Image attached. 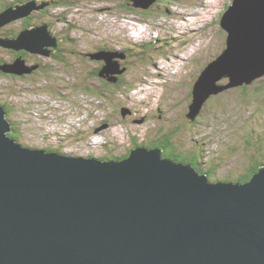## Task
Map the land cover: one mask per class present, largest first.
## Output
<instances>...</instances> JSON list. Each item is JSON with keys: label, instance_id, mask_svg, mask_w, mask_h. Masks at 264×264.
<instances>
[{"label": "rangeland", "instance_id": "374dc122", "mask_svg": "<svg viewBox=\"0 0 264 264\" xmlns=\"http://www.w3.org/2000/svg\"><path fill=\"white\" fill-rule=\"evenodd\" d=\"M15 1L0 0V12L5 2L8 9L26 0ZM41 1L47 3L0 27V38L15 40L44 24L57 40L44 45L47 55L0 45L1 67L16 54L31 67L22 74L0 68L8 135H22V144L47 152L50 146L106 160L152 142L147 147L161 146V155L169 149L196 156L198 171L210 180L236 181L264 162V74L219 89L233 79L224 75L215 81L216 92L190 107L196 79L226 47L229 32L221 21L233 0H149L146 8L144 0H34ZM33 21L39 22L25 25ZM99 51L113 55L114 71L103 78Z\"/></svg>", "mask_w": 264, "mask_h": 264}, {"label": "water", "instance_id": "95a60500", "mask_svg": "<svg viewBox=\"0 0 264 264\" xmlns=\"http://www.w3.org/2000/svg\"><path fill=\"white\" fill-rule=\"evenodd\" d=\"M46 3L4 9L0 27ZM228 6L226 47L196 79L192 108L224 75L233 79L219 89L264 74V0ZM56 43L44 24L0 38L1 46L43 55ZM99 53L107 77L113 55ZM25 64L18 56L0 68L22 74L31 70ZM4 114L0 106V264H264V165L236 184L211 181L159 149L135 146L101 161L47 152L10 137Z\"/></svg>", "mask_w": 264, "mask_h": 264}, {"label": "trees", "instance_id": "16d2710c", "mask_svg": "<svg viewBox=\"0 0 264 264\" xmlns=\"http://www.w3.org/2000/svg\"><path fill=\"white\" fill-rule=\"evenodd\" d=\"M21 1H24V0H16L15 2H21ZM51 1H54V0H51ZM67 0H56V2H57V4H62V3H64L65 4V2H66ZM7 4H9V2H5V3H3V5H2V7H1V9H3ZM5 9V8H4ZM3 9V10H4ZM43 12L45 11V9L43 8V10H42ZM30 16V15H29ZM30 17H32V16H30ZM33 18V17H32ZM16 56H18V55H16ZM192 92V91H191ZM2 105V104H1ZM6 109H8V105L6 106ZM14 123V122H13ZM9 136L10 137H13L12 136V134H9ZM18 138H21L22 139V135H18V137H17V139ZM159 140V139H158ZM160 143H161V139H160V141H159ZM137 143H140L141 145H145V146H150V143H152V142H148V143H143V142H137ZM168 143V141H163V143L161 144V145H163L164 147H165V149L166 148H168L169 146L168 145H166ZM156 143L154 142V144H153V147H154V145H155ZM136 145H138V144H136ZM135 145V146H136ZM155 147H159L158 145L157 146H155ZM49 151H53V150H55L54 148H52V147H50V146H48V148H47ZM46 150V149H45ZM171 152H172V150H170ZM127 156V152L125 153V157ZM163 156H165V157H168V158H174L175 159V161H186V162H190V163H192L193 165H196V164H194V163H197V161H198V158L196 157V156H194V155H192V156H190V155H188V157L186 156H178V155H175V153H173L172 152V154L169 152V149H168V152L167 153H163ZM194 158H195V160H194ZM194 161V162H193ZM262 162V161H261ZM250 164L251 163H253V162H249ZM198 164V163H197ZM256 167H254V168H251V166H250V169L248 170H246V172H244L242 175H240V176H238L237 178H236V181L237 182H246L247 180H249L251 177H252V175L258 170V166L257 165H255ZM197 168V167H196Z\"/></svg>", "mask_w": 264, "mask_h": 264}, {"label": "bare ground", "instance_id": "6f19581e", "mask_svg": "<svg viewBox=\"0 0 264 264\" xmlns=\"http://www.w3.org/2000/svg\"><path fill=\"white\" fill-rule=\"evenodd\" d=\"M143 4H147L148 6L151 4V2L149 1V0H144V2H143ZM5 8V7H4ZM229 8H230V6H229ZM228 8V9H229ZM42 10V9H41ZM184 18V17H183ZM263 22H264V20H263ZM185 24V23H184ZM180 25V24H179ZM226 31H228V30H226ZM19 32V31H18ZM136 35V34H135ZM2 37V36H1ZM228 37H229V35L227 36V38H226V41L228 40ZM231 37H232V35H231ZM134 38V37H133ZM227 44V43H226ZM35 53V52H34ZM7 64H8V62H7ZM227 76H230V75H227ZM231 78H233L232 76H230ZM1 106V105H0ZM194 118V117H193ZM107 125L106 124H101L100 125V127L99 126H97L96 128H95V130L96 131H98L100 128H102V127H106ZM25 144V143H24ZM136 146H138V145H136ZM140 146V145H139ZM140 147H143V148H146V149H150L149 147H147V146H145V145H141ZM155 148V147H154ZM158 148H160V147H156L155 149H158ZM84 156H87V157H93V158H97V159H99L100 161L101 160H106V159H103V158H101V157H97V156H89L88 154H84ZM109 157V156H108ZM110 158V157H109ZM109 158H107V159H109ZM114 158V157H113ZM111 159V158H110ZM177 163H182V161H176ZM186 164H191V165H193L192 163H190V162H185ZM208 175V174H207ZM221 180V179H220ZM211 181H217V180H211ZM225 181H229V182H232V183H236V184H239V183H244V182H237V181H233V180H225Z\"/></svg>", "mask_w": 264, "mask_h": 264}, {"label": "flooded vegetation", "instance_id": "af4514ba", "mask_svg": "<svg viewBox=\"0 0 264 264\" xmlns=\"http://www.w3.org/2000/svg\"><path fill=\"white\" fill-rule=\"evenodd\" d=\"M27 1H29V0H26V1H24V2H27ZM24 2H22V3H24ZM27 20L29 21V18H27ZM34 20H36L35 18H34ZM37 21V20H36ZM40 21V20H39ZM38 21V22H39ZM38 22H34L33 21V23L32 22H28V23H26L25 25H34V24H36V23H38ZM42 23V22H41ZM47 23V22H46ZM48 24V23H47ZM48 26V25H47ZM25 52H23V53H21V54H24ZM17 55V54H16ZM15 57H18V56H15ZM98 76L101 78L102 76H100L99 74H98ZM103 78V77H102ZM6 99V98H5ZM8 104H6L5 102H2V106L4 107V109L5 110H8V109H6V106H7ZM13 122V121H12ZM161 147V146H160ZM165 157V156H164ZM194 160H195V158H194ZM196 161V160H195ZM182 162H186V161H182ZM194 162V161H193ZM197 163H198V161H197ZM197 163H194V164H196V166H197ZM259 163H261V165L263 164L264 165V162H261V161H257L251 168H254V167H256L255 165H257L258 166V164ZM261 165H259V166H261ZM259 166L257 167V168H259Z\"/></svg>", "mask_w": 264, "mask_h": 264}, {"label": "clouds", "instance_id": "9594fccd", "mask_svg": "<svg viewBox=\"0 0 264 264\" xmlns=\"http://www.w3.org/2000/svg\"><path fill=\"white\" fill-rule=\"evenodd\" d=\"M54 152H56L55 150H53Z\"/></svg>", "mask_w": 264, "mask_h": 264}]
</instances>
